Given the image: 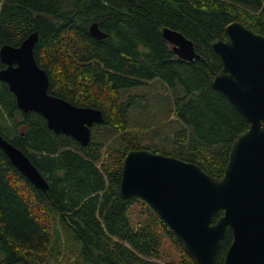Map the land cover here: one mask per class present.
<instances>
[{
  "label": "trees",
  "instance_id": "16d2710c",
  "mask_svg": "<svg viewBox=\"0 0 264 264\" xmlns=\"http://www.w3.org/2000/svg\"><path fill=\"white\" fill-rule=\"evenodd\" d=\"M235 22L264 36V0H0V52L37 33L34 54L49 94L104 118L82 146L43 116L22 112L0 81V134L49 184L46 192L36 187L0 149V264H195L149 204L121 196L123 165L144 149L225 175L234 141L250 128L213 87L223 68L213 42L227 41ZM94 23L108 39L90 34ZM167 28L192 41L202 59L180 60L163 37ZM151 83L161 86L155 106L166 118L153 119L149 97L131 93ZM232 243L228 229L217 264Z\"/></svg>",
  "mask_w": 264,
  "mask_h": 264
},
{
  "label": "water",
  "instance_id": "95a60500",
  "mask_svg": "<svg viewBox=\"0 0 264 264\" xmlns=\"http://www.w3.org/2000/svg\"><path fill=\"white\" fill-rule=\"evenodd\" d=\"M226 33L227 41L213 42L223 64L213 87L227 97L250 128L234 141L225 175L214 178L196 164L135 150L125 157L120 194L149 204L195 264H217L228 229L233 232V243L224 264H264V36L240 22L229 25ZM90 34L97 40L109 37L98 23L91 25ZM163 37L180 60L202 59L183 34L167 28ZM38 41L35 33L18 48L1 49L5 67L0 81L15 95L22 112L43 116L50 130L87 146L91 129L104 123L103 115L49 94V76L34 54ZM0 149L36 187L49 189L28 156L1 134ZM221 211L224 216L213 224Z\"/></svg>",
  "mask_w": 264,
  "mask_h": 264
},
{
  "label": "rangeland",
  "instance_id": "374dc122",
  "mask_svg": "<svg viewBox=\"0 0 264 264\" xmlns=\"http://www.w3.org/2000/svg\"><path fill=\"white\" fill-rule=\"evenodd\" d=\"M161 88V86H156V84L154 83H151V85H149L148 87H145V88H142V89H139V90H136V91H132L131 93L132 94H145L147 97H149V103L151 105H153V108L150 110V112H146V114L150 115L153 119L156 118V116L158 115L159 118H166L167 116V113H166V110L163 109L161 111H158V107L155 106L157 104H159L160 102H157L156 99H159L160 95H162V92L161 93H158L159 89ZM163 91L165 93H170L169 90L167 89H163ZM159 97V98H158ZM143 102V101H142ZM144 103V102H143ZM135 112V116L136 115H140L142 116V112L137 109L134 111ZM171 121V120H170ZM169 121V122H170ZM125 161V160H124ZM124 166V165H123ZM122 176H123V173H122ZM122 181V179H121ZM139 209L137 208V206L133 209L132 211V214L134 216V220L136 222V225L138 224V221H137V217L138 214H139ZM163 252L165 254V256L169 259V260H173L175 259L174 258V252L173 250L170 248L169 244L165 245L164 244V247H163Z\"/></svg>",
  "mask_w": 264,
  "mask_h": 264
}]
</instances>
